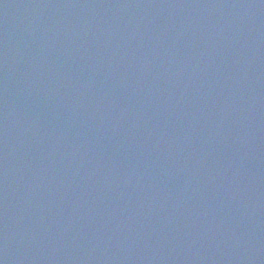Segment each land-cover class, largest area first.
Masks as SVG:
<instances>
[{"label": "water", "instance_id": "obj_1", "mask_svg": "<svg viewBox=\"0 0 264 264\" xmlns=\"http://www.w3.org/2000/svg\"><path fill=\"white\" fill-rule=\"evenodd\" d=\"M0 264H264V0H0Z\"/></svg>", "mask_w": 264, "mask_h": 264}]
</instances>
